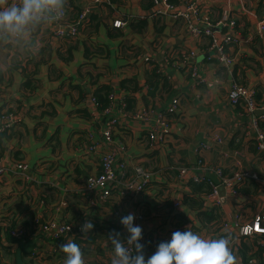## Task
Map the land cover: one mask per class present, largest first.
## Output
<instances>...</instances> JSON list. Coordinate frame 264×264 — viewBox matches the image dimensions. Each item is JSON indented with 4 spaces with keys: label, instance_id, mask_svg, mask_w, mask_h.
<instances>
[{
    "label": "crops",
    "instance_id": "0c3cea01",
    "mask_svg": "<svg viewBox=\"0 0 264 264\" xmlns=\"http://www.w3.org/2000/svg\"><path fill=\"white\" fill-rule=\"evenodd\" d=\"M171 1L183 9L184 2L190 0ZM197 1L202 9L199 18L208 14L212 26L225 12L235 20L234 29L239 33H253L251 40L226 45L225 52L234 58L232 64L217 62L211 37L203 31L198 36L187 33L183 21L168 14L146 17L153 11V0H68V19L86 11L73 39L55 36L53 24L22 35L0 34V109L24 106L23 122L5 132L0 130V146L3 156L29 165L25 176L9 172L0 178V264H63L60 247L57 254L45 253L48 238L39 226L51 218L74 228L91 220V232L67 235L65 243L71 239L80 246L85 264H110L107 235L115 231L124 238L120 220L130 213L134 221L143 215L138 225L143 230L140 243L146 259L159 242L170 240L174 231H184L186 226L206 239L230 235L237 264L244 258H257L255 241L240 238L237 230L223 222L247 221L264 212L260 182L244 180L238 198L216 206L218 219L205 225L195 210L184 207L183 212L175 213L172 206L175 197L183 201L190 192L187 185L175 184L179 166L193 168L194 174L216 186L221 184L219 177L204 166L219 167L225 176L240 169L264 178V154L257 150L253 126L255 119L257 127L264 130V33L257 32L258 22L264 21V0ZM115 19L127 26L114 28ZM190 50H195L193 61L200 65L201 80L196 83L190 78V61L183 58ZM144 55L152 62H144ZM170 60L172 65L166 67ZM153 69L166 77L165 84L157 78L148 83ZM125 78L134 79L137 88L120 86ZM26 81L32 90L24 89ZM104 83H110L118 98L128 97L133 104L122 109L115 102L111 110L118 122L114 139L124 148L118 161L126 162L127 176H132L131 168L138 162L154 175L141 192L124 197L109 185L110 194L100 202L97 192L85 193L80 188L87 176L99 171V153L115 148L98 144L96 153L87 150L92 141L88 134L95 130L99 139L100 125L110 117L92 100L95 88ZM234 85L253 90L260 106L253 115L242 110V105L230 103L228 93ZM174 95L180 99V108L170 119L167 142L160 150H150L146 146L148 127L129 113H165ZM214 136L222 143H216ZM204 143L209 144L208 149L202 147ZM203 201L204 209H209L205 207L207 196ZM10 227L22 228L23 238H13L8 233Z\"/></svg>",
    "mask_w": 264,
    "mask_h": 264
},
{
    "label": "built area",
    "instance_id": "2783aa9c",
    "mask_svg": "<svg viewBox=\"0 0 264 264\" xmlns=\"http://www.w3.org/2000/svg\"><path fill=\"white\" fill-rule=\"evenodd\" d=\"M183 9H177L171 0H153V11L146 17H155L158 14H168L171 18L175 20L181 19L184 23L185 30L187 33L192 35H200L203 31L205 34L211 37V47L216 51V60L218 63L224 64L226 66L232 64L234 60L233 57L229 56L225 52V47L227 44L239 45L244 40H251L253 33L247 32V34L242 35L239 33L235 27V20L223 12L221 20L217 21L215 26L210 24V19L208 14L199 18L200 6H198L197 0H190L184 2ZM86 16V11H80L76 18L68 19L67 11L65 9V14L63 19L53 25V34L58 38L73 39L79 34V26L82 23L84 17ZM146 17H141L146 19ZM207 26H206V25ZM114 28H124L127 26V22L121 21L120 19H115L112 22ZM257 32L264 33V21H259L257 25ZM220 27H224L226 30H222ZM183 58L186 61H190V78L195 81L201 80L198 75L197 65L193 60L195 57V50H190L185 53ZM142 60L146 63H151V59L147 55L142 56ZM168 65H172V60H170ZM202 81H205L203 79ZM110 104L104 109V112L110 114V117L105 119L101 125L99 131V139L95 138V130H91L88 134L89 138L92 139L87 150L92 153H96V145L105 144L113 145L114 149L104 151L99 153V171L94 175H89L86 177L83 186L80 188L81 192L90 193L97 192L99 195L100 202H103L110 194V187L114 186L117 188L118 196L124 197L126 193H139L145 187L147 182L154 175V172L147 167H145L141 162H138L131 168L133 171L132 176H127V165L125 161L119 162L118 158L121 153L124 152V148L119 140L114 139V133L116 131L118 122L116 116H113L111 110L113 109V104L115 102L119 103V106L125 107V102L123 98H118L115 91H111L108 95ZM228 99L232 105H242L244 111L248 114L253 115L255 111L260 109V106L256 103L254 99L253 90L249 89L244 85H234L228 93ZM95 102V98L92 97ZM23 106V105H22ZM180 108V99L176 95L170 98L169 104L166 107L165 113L154 112L149 110H138L129 113V116L142 123L146 128V146L150 150H160L167 142V138L172 129L171 118L176 116V113ZM24 106L22 111H2L0 113V130H4L7 127H14L23 122L24 119ZM253 126L256 128V146L257 150L264 154V130H260L257 127L255 119H253ZM216 143L221 144L222 139L218 136L213 138ZM118 147H117V146ZM203 148L208 149L209 144L204 143ZM198 167L202 168L201 161H198ZM29 169V165L23 160H17L15 158L5 157L0 155V178L4 177L5 174L17 173L25 176V173ZM206 171L214 172L220 179V183L225 186L226 198L235 201L240 195L237 187L246 179H254L260 182V186L264 189V178L259 179V177L252 172L243 171L237 169L230 176H225L223 171L214 165L204 166ZM177 181L176 185L179 183L187 185V183L192 180L194 182H199L202 180L194 174V169L179 166L175 168ZM216 184L213 185L212 192L207 195L209 204L205 205L206 208L216 207L220 205ZM172 206L175 209V213L183 212V208L186 207L182 204V200L175 197L172 200ZM185 214V213H182ZM126 215H123V217ZM143 219V215L139 214L136 217L137 221H134V226L139 224V220ZM225 227H233L237 230L239 237L248 238L250 240L255 239L257 245L264 247V212L255 213L247 221L234 220L229 223L223 222ZM123 227V226H122ZM40 231L48 238V245L45 253L57 254L61 244H65L64 237L72 234H80V228L74 226L65 221L58 220L56 218L46 219L40 223ZM124 229V228H123ZM125 230V229H124ZM126 232V231H125ZM8 233L17 239H21L24 236L23 229L20 227H10L8 228ZM253 241V240H252ZM258 241V242H257ZM241 264H258L254 258H248Z\"/></svg>",
    "mask_w": 264,
    "mask_h": 264
},
{
    "label": "clouds",
    "instance_id": "9594fccd",
    "mask_svg": "<svg viewBox=\"0 0 264 264\" xmlns=\"http://www.w3.org/2000/svg\"><path fill=\"white\" fill-rule=\"evenodd\" d=\"M68 0H0V34L11 36L30 33L43 24H56L65 14ZM134 214L121 218L120 224L126 231L110 232L107 241L111 245L110 264H237L230 235L217 239L202 238L187 230L174 231L171 239L157 244L155 252L145 258L144 245L140 243L143 230L134 226ZM94 225L85 220L80 232L88 234ZM64 254L63 264H85L80 246L71 239L60 245Z\"/></svg>",
    "mask_w": 264,
    "mask_h": 264
},
{
    "label": "trees",
    "instance_id": "16d2710c",
    "mask_svg": "<svg viewBox=\"0 0 264 264\" xmlns=\"http://www.w3.org/2000/svg\"><path fill=\"white\" fill-rule=\"evenodd\" d=\"M86 55H87V49H86ZM160 79L161 81L163 80L165 84L167 79L164 75H162L161 73H158L155 69H153L152 73L148 76L147 80L148 83L153 84V81ZM135 80L132 78H125L124 80H121L119 85L124 87H128V88H132L133 90H135L137 88V85L134 82ZM24 89H28V90H32V86L31 83L26 81L24 83ZM112 87L110 85V83H104L101 84L99 86H97L95 88V90L92 93V96L95 98V102H96V107L99 110H104L108 104H109V99H108V95L111 92ZM132 90V91H133ZM124 102H125V107L128 109L133 107L132 104V99L128 98V97H124ZM256 101V100H255ZM257 103V102H256ZM238 106V105H237ZM23 106L21 105L20 108L16 109V110H12L14 111H22ZM241 109L243 110V108L241 107ZM2 111H8L4 110V109H0V113ZM6 129H4L2 132H5ZM0 142H1V136H0ZM3 150L2 147L0 146V155H2ZM242 184V183H241ZM240 184V185H241ZM213 185L214 183H212L211 180H209L208 178H203L201 181L199 182H194L192 180H190L187 183V186L190 188V192L185 194L183 196V204L196 211L197 213V218L199 219L200 223H202V225L207 224L208 222L217 220L219 217L218 214V209L216 207H211L209 209H204V201H203V197L209 195L212 190H213ZM239 185V186H240ZM238 186V187H239ZM237 187V189H238ZM241 187H239L240 189ZM184 218V217H183ZM255 240V239H252ZM247 247V246H246ZM244 247V249L246 248ZM253 247H256V252H259L257 254V258L254 257V259L257 261L258 264H264L263 259V254H264V247H262L261 245H257L253 243ZM258 255H261L262 258H258ZM245 256V255H244ZM253 258V257H250ZM248 258H244L243 261L247 260Z\"/></svg>",
    "mask_w": 264,
    "mask_h": 264
},
{
    "label": "water",
    "instance_id": "95a60500",
    "mask_svg": "<svg viewBox=\"0 0 264 264\" xmlns=\"http://www.w3.org/2000/svg\"><path fill=\"white\" fill-rule=\"evenodd\" d=\"M216 190H217V195H218V199H219V202L221 204H225L226 203V189H225V186L223 184H219L217 187H216Z\"/></svg>",
    "mask_w": 264,
    "mask_h": 264
},
{
    "label": "rangeland",
    "instance_id": "374dc122",
    "mask_svg": "<svg viewBox=\"0 0 264 264\" xmlns=\"http://www.w3.org/2000/svg\"><path fill=\"white\" fill-rule=\"evenodd\" d=\"M8 111H11V110H8Z\"/></svg>",
    "mask_w": 264,
    "mask_h": 264
}]
</instances>
